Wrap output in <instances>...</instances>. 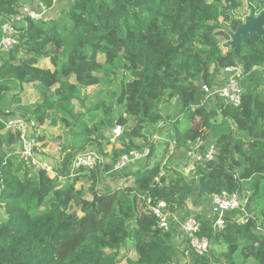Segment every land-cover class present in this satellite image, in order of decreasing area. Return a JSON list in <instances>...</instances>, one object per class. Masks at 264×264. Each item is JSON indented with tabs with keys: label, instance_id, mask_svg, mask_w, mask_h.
<instances>
[{
	"label": "trees",
	"instance_id": "trees-1",
	"mask_svg": "<svg viewBox=\"0 0 264 264\" xmlns=\"http://www.w3.org/2000/svg\"><path fill=\"white\" fill-rule=\"evenodd\" d=\"M28 1L0 0V39ZM251 8L259 14L264 0H59L46 19L17 26L18 43L0 55V264H264V41L227 45ZM42 60L53 69H40ZM234 65L244 69L240 105L206 100L203 86H221ZM16 118L66 131L55 176L16 172L11 149L21 133L7 130ZM166 129L163 157L170 144L176 154L163 167L151 159ZM198 138L217 153L186 175L178 168ZM146 148L148 158L114 171L121 157ZM91 150L109 161L74 176L75 158ZM107 180L120 185L99 189ZM245 183L247 215L227 213L216 230L213 195L241 196ZM160 202L174 215L189 202L202 209L205 255L160 229L151 211Z\"/></svg>",
	"mask_w": 264,
	"mask_h": 264
},
{
	"label": "built area",
	"instance_id": "built-area-1",
	"mask_svg": "<svg viewBox=\"0 0 264 264\" xmlns=\"http://www.w3.org/2000/svg\"><path fill=\"white\" fill-rule=\"evenodd\" d=\"M51 6L46 3V0H29L23 4L18 14L14 15L10 20L3 23L1 28L0 39V55L10 51L18 43L17 26L26 19L40 21L46 19L50 10L58 3L59 0H49ZM244 69L242 65H234L223 70V84L219 87H210L204 85L202 90L206 96V100L216 101L220 98L224 105L239 106L242 99L241 81ZM27 121L23 118L10 119L7 122V130L21 133V158L35 171L45 170L46 172H55L51 163L41 161L35 152V145L27 139ZM122 133V126L116 125L113 130L114 138L119 137ZM217 153L215 145L204 146L203 141L198 138L195 142H189L188 150L183 173L188 175L196 170L198 164L205 161H211ZM150 149L144 151H135L121 157L114 165V171H120L125 167L140 162L148 158ZM103 162V158L94 151H87L79 154L72 165V174H78L84 169H94L99 163ZM181 170V171H182ZM150 203V201H149ZM165 202H160L157 206H152L151 211L159 220V227L164 232L174 230L179 234V238L183 242H187L188 246L195 255L203 256L210 248V242L207 238L199 236L201 223L196 217V214L188 216L181 224V231L172 225V219L177 221V217L167 211ZM242 211L240 195L223 192L212 197V208L209 212L213 219L214 228L218 231L223 230L226 226V215L232 211ZM247 215V213H245Z\"/></svg>",
	"mask_w": 264,
	"mask_h": 264
},
{
	"label": "rangeland",
	"instance_id": "rangeland-1",
	"mask_svg": "<svg viewBox=\"0 0 264 264\" xmlns=\"http://www.w3.org/2000/svg\"><path fill=\"white\" fill-rule=\"evenodd\" d=\"M45 67L53 69L52 65L50 64V62L48 60H42L40 62L39 68L42 69ZM93 90H94V88L87 89V91L89 93H92ZM78 111H81V110L79 109ZM26 128H27V133H28L27 139L35 145V152H36L37 157L41 161H46L48 163H51L53 166L60 167L59 160H60V155L62 153V150H61L62 145L61 144H62V142H64L66 131L62 128H59V127H51L49 125V122H47L43 127H40V128H35L34 126H32L31 124H29L27 122ZM195 128H197L198 131H204V129L202 128V125L200 124L199 121L197 122ZM170 132L171 131H169V129H166L165 131H163V133L160 136L154 137L155 141H158V144H157V149H156L154 155L152 156L151 160L153 162L154 161L162 162L163 167L165 166V164L167 162H171L170 157H172V154L175 153L173 144H170L168 147L169 152H168L166 158L163 157L164 148L171 139V133ZM41 138L43 140L38 141ZM105 149H106L107 153H110L112 151V146H107ZM21 151H22V145L21 144L19 146L13 147L11 149V158L13 160V166L15 167V170L18 173L19 172L24 173L27 170V168L32 169L31 165H27L22 160ZM91 151H93V150H91ZM102 158H103V162L109 161V158H107V157H102ZM171 165H172V167H174L173 164H171ZM178 170H182V168H180V169L178 168ZM164 171L165 170H163V172ZM181 172H183V170ZM49 174L51 176H55L56 172H50ZM76 175H77V173L74 176H76ZM106 185H108L111 189L115 190L119 187L120 183L107 180L101 184L99 189L104 190L105 189L104 187ZM88 186H89L88 184H84L82 182H80L78 184V188H80V187L88 188ZM249 187H250L249 183H245V190H244L243 194L240 196L241 209H242L244 214L249 211V207H250L249 203H248ZM175 216L177 217V219H179L180 217H182V218L184 217L183 215H175ZM171 223H172V225H174L175 228L179 229L176 226V220L174 223V219H172ZM76 241L77 240H73V241H70V242L62 245L61 253L66 254V253L70 252L74 248ZM128 254H129V257L136 258V253L132 249H130L128 251ZM123 264H125V263H123Z\"/></svg>",
	"mask_w": 264,
	"mask_h": 264
},
{
	"label": "water",
	"instance_id": "water-1",
	"mask_svg": "<svg viewBox=\"0 0 264 264\" xmlns=\"http://www.w3.org/2000/svg\"><path fill=\"white\" fill-rule=\"evenodd\" d=\"M231 40L227 45L237 50L242 40L253 35L261 37L264 41V10L259 14L255 13L253 8L250 9V14L244 19L238 21V27L235 32H231Z\"/></svg>",
	"mask_w": 264,
	"mask_h": 264
},
{
	"label": "crops",
	"instance_id": "crops-1",
	"mask_svg": "<svg viewBox=\"0 0 264 264\" xmlns=\"http://www.w3.org/2000/svg\"><path fill=\"white\" fill-rule=\"evenodd\" d=\"M199 211H202V209L201 210H199L198 208H194L193 207V205L189 202L188 203V209H187V211H185L183 214H180V215H183L184 217V219L182 218V217H180L179 219H177V221H176V226L179 228L178 230H180L181 228V224H182V222L188 217V216H190V214H187V213H189V212H191L192 214L191 215H193L194 213L195 214H197ZM181 231V230H180Z\"/></svg>",
	"mask_w": 264,
	"mask_h": 264
}]
</instances>
